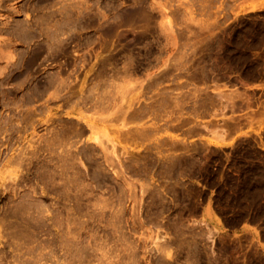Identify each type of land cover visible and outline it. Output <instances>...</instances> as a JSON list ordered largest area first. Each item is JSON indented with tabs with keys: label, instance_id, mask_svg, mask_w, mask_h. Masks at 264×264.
<instances>
[{
	"label": "rangeland",
	"instance_id": "1",
	"mask_svg": "<svg viewBox=\"0 0 264 264\" xmlns=\"http://www.w3.org/2000/svg\"><path fill=\"white\" fill-rule=\"evenodd\" d=\"M66 4L67 6L68 4L70 5L68 6L69 10L67 9ZM71 4L73 5L71 6ZM111 4L113 6L115 4L117 7H114L116 9L115 12L121 14L120 16L118 14V17L116 15L117 20L115 18V13H112L113 16L110 15L112 9H114ZM63 5L65 6L63 7ZM58 8H61L64 13L61 14L59 11L60 9ZM64 8H66L67 10H64ZM71 8L73 9V12ZM83 9L85 11V14H83L84 16L82 15V13H84ZM120 9H122V11ZM140 9L142 10V15H140L141 13L139 14L137 25H135L134 27H130L126 23H124V25L122 23L121 26L123 28L121 27L120 30H114L118 35L119 33L120 35L122 34L121 37L123 40H117V36L115 35V37L113 34L112 35L114 37L112 35H110L111 37L106 36V32L102 29L103 26H101V24H103L104 27H107L110 23L109 25H114L115 27V20L116 22H122L123 13H131L133 10L140 11ZM86 10L89 14H86ZM118 10L119 12H117ZM48 11H50V13ZM68 12L70 14L74 13V15L69 16ZM52 13L54 16L51 15ZM78 13L79 15H81L79 16ZM102 14L105 16V19L109 21H106V23L101 21L104 19V16L102 17ZM43 15H45L44 18L42 17ZM60 15H64L63 18H61ZM65 15H68L72 19L69 17L66 18ZM39 16L41 19L39 18ZM88 17H90L92 21L94 20L95 23L93 22L94 24H92L90 18L87 19ZM120 17L122 20L120 19ZM34 18L37 21H39L40 19L41 22H35L36 20H32ZM0 19V27H2L0 28V54L4 50L2 53L6 52L8 54V52H10L9 55L11 54L12 56L10 59L9 55V57H7V55L4 54V60H2V57V59L0 58V67H2L3 63L5 67H8V70L7 68L5 70L2 69L3 67L0 68L4 71L2 72L0 70L2 74L4 73L3 76H1L2 74H0V83L3 82V85L0 84V99L2 98L3 100H0V120H3L0 122H3V124L0 125V260H2V263L0 262V264H6L4 263L5 261L10 264H17L15 261L11 262L12 252H19L16 250V248L20 250L19 248L21 247H17L20 245H17L15 239L13 240L14 242L12 241V235L17 236V240L21 245L22 243H24L23 249L24 246L25 248H28L29 246L33 247L34 251L37 252V250H40L42 248V245L38 244L41 238H46V241L45 239H43V241L41 240L43 243L40 244L48 245L49 242L47 240V237L49 238L50 234L46 235V233L47 231L50 232V229H48L49 227H45L46 224H44V219L42 218L45 216H42L43 212H45L48 209L47 207H49L47 212H45L46 214H48V211L49 213H51V210H53V212L51 213L52 215L50 214L51 216L59 215L62 212L61 215L65 217L64 214H66V212L68 213L67 208L70 207L68 205L71 204V200L75 201H73L72 203L75 207L74 212L76 213L77 211L79 215H77L78 213H73L72 218V209H69V217H71V219L73 220L77 219L76 217L80 216L78 217V219H85L86 223H88L86 224L82 220L80 222H83V224H81L78 219L76 221V223L79 222L77 223V225L76 223L74 224L75 220L70 221L71 223L69 222L70 224H74H72L73 226L71 225V230L72 227L74 228L75 226V228H79L78 234L76 233V235L79 238L81 236V238L79 240L76 238V241L81 245V243L85 244V241L87 242V240L89 239V244H87L89 245L90 250H94V254H96L97 252L99 253V251H97L100 250L98 249L99 247L102 249L99 254L97 253V255H94L92 251V255H94V257L91 256L92 264L98 263L97 261L100 262L104 255H106L107 257V254L103 249L106 250L109 246L112 250L107 249L106 251H110V257L108 254L106 264L108 263V260H110V263L112 264H131L134 262L135 264H260V260L257 258L253 249V237L248 234H234L231 232V228L238 226L242 222L259 223L260 225H264V0H66V2L64 0H0ZM47 19L48 22L52 24V26L49 23L45 22L47 21ZM69 19L71 20L69 21ZM97 19H100V21H98ZM97 21L98 23H101L98 24ZM33 22L37 23V25L33 24ZM83 22L84 24L86 23V26H83ZM87 22L89 25H87ZM16 24L18 25L16 26ZM25 24H29L32 31ZM31 24L33 25V27ZM38 24L40 26L43 24L41 26L42 29H44L43 32L45 31L49 36H47L45 32L44 34L43 32H40L41 36H39V30L36 29L40 27ZM47 24H49V27ZM79 24L81 25L79 26ZM19 25H22L23 27ZM24 26L27 27V30L26 28H24ZM61 26L63 27V29ZM52 27L59 30L61 35L57 30V33L59 34L57 35V37H60V41L58 42L63 45H61L63 47L62 49L61 47H57L56 50H58V52L54 50L55 53H53L54 51H51L53 49L49 48V40L50 37H53L52 33L54 32V29ZM64 28L66 31L64 30ZM72 28H74L75 30H73L76 32L71 31ZM42 29L40 31H42ZM25 30L28 32H25ZM67 31L70 33H68ZM28 33L31 35H29ZM100 33L102 36L100 35ZM103 34L106 37H104ZM33 37L35 38L33 39ZM134 37L138 38L137 42L139 43L133 41ZM106 38L108 39V41L106 40V42H110V44H112L111 47H108L106 45L109 43L103 41ZM110 39L113 42L109 41ZM82 41L86 43L84 44ZM104 42L106 43L105 46L104 44H101ZM36 43L39 44L37 45ZM46 43L49 44L46 45ZM39 45L40 47L38 48L37 46ZM58 46H60L59 43ZM101 46H104L105 48ZM5 47L8 50L4 49ZM45 47H48L47 51ZM31 48L33 49L31 50ZM101 48H103V50ZM48 49L50 52L48 51ZM47 52L48 56L46 55ZM29 53L33 54L34 56ZM51 53L55 54L56 56L52 55ZM101 53H104L102 54L103 56L107 55L108 53H110V55L113 54L111 56L112 60L114 57L112 64L106 63L103 66L106 72L102 70L103 68L101 65V60H103L109 54L104 57H99ZM96 55H98L97 57L99 58H97ZM26 56H28L29 58ZM5 57H7L6 59H8L6 62ZM47 58L49 59V61H43ZM99 59L101 64H97ZM8 61L10 62V64L7 65L6 63H8ZM19 62L20 66L23 67V65H25L24 67L25 69L27 67L28 71L25 70L23 74L20 73L22 71L21 69L24 68L19 67ZM91 67L93 68L91 69ZM98 67L100 68V72L103 71V73H105L104 75L99 73L103 75L102 77L100 75L101 85L108 82V86H106L107 84H103L102 87L105 88V85L109 89V86H112L111 90H115L114 93H118L115 96V94L111 91L115 97H112L113 100L115 99L114 102L111 101L113 102V105L119 106L118 103H121L122 105L121 100H123V103L127 104L126 102H124L125 100L127 101L129 100L128 98H132L135 96L137 99V95H139L138 99L141 101L140 103L146 102V104H148L156 99L157 101L155 100V102H157L158 106L162 105L161 108L164 110V112L166 111L164 113L160 106L159 108L161 110H157V106L155 103V116L153 115L152 117L149 115H144L145 117L143 116L141 119L143 121L137 120V122L139 121L138 124H136L137 128H141L142 126H144L145 129L147 125H150V128L152 129V132H150V128L149 130L148 128L146 129V132H150L148 134L146 132H143L144 135L146 134V136L149 134L152 135H150L149 137L141 135V137H143L141 138L142 141L141 139L138 140V135H140V133L136 136L138 138L136 140L142 142H138V144L141 145L137 146L135 142V147L134 141L136 140H130L131 137L129 138L130 135H128L130 132L125 135H128L126 136V138L128 137L130 142H133L134 147L133 144L128 142V138L122 140L123 136L125 135H122L121 133H123V131L119 132L117 128L119 129L120 127L121 129L120 125L122 124L123 120L127 118H125L123 115L121 117V113L118 114V112L120 111L118 110L117 112V109V113H113L115 112V109H111L112 104H110V111H106L109 106L107 108H101V105L98 104L97 106L100 107L98 109L96 105L94 106V104L96 103L95 100L93 101V97L87 98L86 100L92 103L94 102V104L84 100V104H81L83 103L82 101L81 103L79 102V107L77 99V103H75V105V100H73L75 98L72 97L71 98L73 101L70 98V102L69 100L68 102H65L64 98L61 96V93V98L60 96H58L57 98L53 97L55 99H51V95L46 96L48 92L51 93V90L52 93L54 92L58 84H56V81L60 80V77L58 75H60L61 78L64 77L65 79H69L65 80V83L68 82L66 84L76 81L77 86H75V88L74 86L69 84L74 89H76V87L79 88L81 84H88L89 86L87 88L85 87L87 85H84V87L86 88L84 89V91H86L93 85L92 81H96V77H94L95 79L93 80L92 78L94 74L96 75V73L99 72ZM32 69H34V71ZM113 69H115V75L116 72L119 71L118 74L120 75L117 74L119 77H121V75L123 74V77H121V79H126L129 83L130 79L128 80V78H131L130 83H134V85L132 83H129L131 85L129 86L127 84V81L124 80L126 84L123 85H128L130 88L125 89L126 91L128 89L130 90H128L129 93L125 92L126 95L124 94L125 97L128 96V98H116L117 96L118 98L121 97L122 93H120V90V92H117L118 89L114 88L115 83L116 87H118L117 84H119L120 82L122 84L123 81L119 80L120 82L118 83L116 76H113V78L111 77L113 81H115V83H113L112 79L110 78V76H112V73L114 74ZM59 70L61 73H58ZM88 70L91 71L89 72ZM18 71H20L19 74H17ZM29 71H31L30 74ZM12 74L15 75L16 79ZM24 74L25 77L26 75H30L29 78L26 77L27 80L24 79L25 77L23 76L20 78V76ZM161 74L163 76L168 75L169 77H163ZM17 76H19L18 78H20L21 81L20 79H17ZM54 76L56 79L59 77L57 80H55V83L54 81H52ZM152 76L156 77V79L162 78L163 81H159L158 79V83L152 84L153 87L151 89L152 85L149 86L148 84H150L151 81L157 82V80H154ZM8 77H10V80L11 78L13 80H11L10 82L7 81L9 80ZM30 77L40 79L37 80L40 86L38 85L39 88H36V94H34V96L37 97L36 100L38 99L37 101L34 100V97L31 101L29 99V90H27L28 87L26 88V86L29 85L28 81L29 79H31ZM108 77L111 79L110 83ZM149 77H152L153 79H150ZM48 79H50L52 82H50V80ZM105 79L107 80V82H105ZM135 79H138V81ZM47 80L49 85L47 84ZM61 80H63V78ZM147 80H149V82ZM22 81L24 86L21 84ZM40 81H42V83L46 82L48 86L46 84H44L43 86L48 87L47 89L45 88L47 91L44 90L43 86H41L42 84H40ZM112 83L114 84V87ZM144 83L145 86L148 85L147 87L151 89V93L149 92V89L147 87H144ZM16 84L18 85V88H16ZM54 84L55 87L52 88ZM73 84H75V82ZM154 85H156L157 87ZM158 86L160 87L158 88ZM14 87L16 90L14 89ZM102 87L100 89H102ZM139 87H141L142 90L145 89L144 91L148 92L143 93L144 91L142 92V90H139L141 89ZM163 87H165L164 89L169 91L171 98L173 97L171 101V98L169 99L168 97L166 98L167 100L165 98L162 99L166 94H168L166 90L164 91ZM11 88L13 89V91H11ZM1 89L6 90V93L2 92ZM119 89H122V87H120ZM160 89L164 91V96L162 95L163 92H161ZM17 90H19L21 94ZM122 91L124 92V90ZM135 91L138 93H133ZM154 92L155 94L157 93L155 96L156 98L153 97L152 99H150V97L154 96ZM3 93L5 95H2ZM22 94H24V97L22 96ZM127 94H131V97H129V95ZM145 94H148L147 99L145 97ZM159 95L161 97L163 96L161 98L162 101H160V99H157ZM6 96H8V98L10 97L8 101ZM20 96L21 100H26V103L29 106L26 103L24 105V107L26 108L17 105V103H23V101L21 102L19 99ZM4 97L7 103H4L2 105L3 102H6L4 100ZM22 97L24 99H22ZM48 98L51 100L45 101ZM116 100H118V103H116ZM163 100L170 103H167ZM10 101L12 102L13 106L16 105V107L18 106L20 109H17L16 107L13 108L12 105H9L11 103ZM32 101L33 103H31L30 105V102ZM85 101L88 104H91L93 106H91L93 109L90 107V105V109H88V106H86L87 103ZM158 101L160 102V104ZM72 102L74 109L77 108L75 109L76 112H80V109H83L81 111L84 112V115L90 116L94 119H98L99 121L101 119L99 116L101 115H99V112H96L94 109L97 108V111L101 110L100 114H102V119L105 117L104 120L106 121L104 122L101 119V121L103 122L102 123L101 121L99 122L96 120L97 123L95 125L93 135H100V131L104 132L102 131V129L105 130L107 128L106 130H109L110 134L107 131L108 134L106 135L109 136H104V133L101 134L103 135L102 137H104L103 140H106V145L104 146L105 149L107 148L106 146H108L109 144L110 145L108 146V149H106L107 151H109L107 152L106 150H104L103 146L99 144L97 146L98 142L94 144V141L89 139L92 133L87 127L86 130H88L85 131V133L81 135L80 138L78 136H76V138H71V144H69L70 142H68V149L64 150L66 151L65 154L68 157L70 152L74 150V154L78 153L79 156L86 153L88 155V158L86 157L87 155H83L84 157L82 155L79 156L81 158H78L77 154L72 155L76 156L74 167L71 168L67 166V168H71L72 170H67L65 168L66 171H64L66 175H64V171H61L64 168H61V170H59V167H61L60 165H62V167H66L65 165H68V163L70 164L74 158L70 160L71 158L67 159L64 153V155L60 154V150L62 148L58 149V147L63 146V142L65 141H63V139L61 138H65V136L61 135L60 138L61 133L57 134L58 137L54 133L55 131L62 129L61 120H66V118L68 119L69 116L76 115L75 112V114L71 115H67L64 112L65 109H68L70 107ZM144 103L140 105H146ZM6 104L9 105L11 109ZM163 104L166 106L164 107ZM168 104H170V106ZM176 105H179V107H177ZM77 106L79 107V109ZM81 106H86V109L84 110L85 107L83 108ZM124 107H122L121 109H124ZM12 108L16 109L13 110ZM27 108L28 110H30L31 108V110L29 111V115L30 118H33V121H31V119L29 118L30 123H27L29 122V119H26L27 122L25 120V122H23L24 118L22 119L23 115H21L24 112L26 113L25 109ZM17 110H19V112L22 111L21 114L19 113V116ZM32 110L35 112L34 115L31 114L34 113ZM111 110L113 112L108 113L111 112ZM93 111L98 114V118H96L95 114H93L94 117L92 114L88 115V112L90 114ZM158 111L160 113V116L158 115ZM155 112H157V114ZM8 114L11 118H8ZM109 114H111L112 116L113 114H115L116 116L118 114L116 120H118V118H121L120 123L115 120L114 116L113 119L111 116H109ZM12 115L16 118H13ZM157 115L159 116L158 118ZM161 115L163 116L161 117ZM17 117L20 118H18L19 120L16 121ZM111 118L114 121L118 122L120 125L111 120ZM147 118L151 122L147 121ZM74 119L76 118L74 117ZM128 119L127 121L125 120L126 122H129L127 123V125H134V123H132L131 120L128 121ZM10 121H13L15 124ZM19 121L23 123H20ZM59 121L61 123L57 124L58 126L60 124V129L55 130L58 127L53 126L55 129L53 128L52 131H55L52 132V126L50 127V125H57L56 122ZM6 122L13 125H8V123ZM80 122L84 123L82 121ZM16 123L18 125H16ZM4 124L6 127L3 126ZM21 124H23L24 126H21ZM108 124L109 127H106V125ZM14 125L15 128L13 127ZM127 125L124 126L125 128L122 127L125 130V133L126 129L128 128ZM10 127L11 130H9ZM16 127H20L21 129L17 128L16 130ZM5 128L7 131L4 130ZM48 128L53 133L52 135L54 137H57L55 139H58V144L60 140L63 141V144L60 143V146L58 145V147L56 146V143L54 147L55 149H48L49 151L45 149L50 154L52 153L51 151H53L55 155L54 153L50 155L46 151H42L43 146L41 144H37H43V142L45 141L44 138L46 139V141L50 139L49 136H47V130H49ZM113 128L115 129L113 130ZM140 131L142 132L143 129H140L139 132ZM10 132H12V135L10 134ZM114 132H117V134ZM87 134L88 141H86L89 142V146H87V142L85 143V136H87ZM111 134H113V136H111ZM52 135L50 134V136ZM121 136L122 139L120 138ZM41 138L44 141H41ZM51 139L54 138L51 137ZM144 139L146 141H144ZM65 140L67 141L68 139L66 138ZM107 140L109 142H107ZM75 141L77 143H75ZM81 143H85L84 145H86L90 151L86 150V152H84V148H86V146H82ZM90 143L93 144V148L91 147ZM107 143L109 144L107 145ZM129 144L131 145L129 146ZM69 145L71 147L78 145L77 147L82 148L81 150H78L75 147L71 148ZM33 146L36 147V149L33 148ZM40 146H42V149L40 148ZM99 146L103 147L102 150L104 152ZM109 147H113L111 148V151L109 150ZM90 148L94 149L95 153H91ZM58 150L59 152H57ZM78 151L81 154H79ZM56 152L61 156H65V160L68 163L63 161L64 157L59 156L63 159H61V161L65 163L60 162V158L57 159L58 157H55L57 156ZM150 153H152V155ZM93 154L95 155L93 156ZM134 154L136 156H134ZM148 154L152 157L149 156V158ZM48 155L53 158L50 157V159ZM131 155L133 158L131 157ZM31 156H33L32 159ZM91 156L94 158L92 159ZM139 156L140 159H143H138L139 162H137L136 160L137 158H139ZM47 157L49 158V161L52 160V162H47ZM55 158L57 159V161L53 160ZM129 158L131 160L135 158V160L131 161ZM108 159H110V161ZM44 160L47 163L44 162ZM67 160H70L71 162ZM53 161H55V163ZM57 162L60 165H58ZM52 164H56L57 166H53ZM75 165L77 167L79 166L78 169ZM128 166L130 167V169ZM54 167H56V170ZM75 169L76 171H74ZM56 171L60 173H57ZM76 172H79V174ZM52 173L53 175L51 176ZM66 176L68 178L74 177L72 178L74 181H72V179L70 178L68 179ZM64 187L70 190L68 191L66 189L65 191ZM65 196L69 198V201L67 200V198H65ZM67 201L69 202L68 205ZM17 202L18 204L19 202H22L23 205L25 203V207L30 203V206L28 205L29 207H27L31 208L32 205L33 207L31 209H34V212H32L31 209L27 208V210L25 207H23V205L22 207L21 205H19L21 208H25L24 210L27 214L25 212L24 214L22 209L20 210V212H17L16 210V213H19L17 214L18 220L22 219L23 215L27 217L32 213V215L36 216L35 219H37V215L39 214V212V216L41 217H38L37 220H40L41 218L43 220L37 223L38 221L35 222L36 220H33L34 216H32V218L31 216L28 218L23 216V220L30 218L33 221H30V219V222L28 220L22 221L20 224H17V226H14L13 228L12 225H16V222L13 221L16 219L13 216L14 214L12 215L8 213H12L14 205L18 206L16 205ZM34 203L36 204V206H34ZM74 203L77 204V206L74 205ZM44 207L45 211L43 209ZM78 208L80 209V212ZM208 208L210 209L209 212L207 210ZM29 210L32 213L29 212ZM37 210L40 211L37 212ZM21 211L23 214L21 213ZM27 211L31 214H29ZM36 212L38 214H36ZM89 214H91L90 216L92 218L88 216ZM7 215L12 216H9V219L12 218V220L7 219ZM81 215H83V218ZM55 216L53 218L55 220L58 219L57 216ZM61 217L62 216L59 215V218ZM65 218L61 219L65 220ZM87 218L89 219L87 220ZM211 218L216 219L217 221H219V223H221L222 221L226 228L221 230L217 229L215 227L214 220H212ZM61 219H58V222ZM5 220L6 222L8 220L9 223L10 221H12L11 223L13 224L11 225L9 223H6ZM66 221H69V219L65 220V224L67 223ZM27 222L30 225H28V230L25 228L27 230L25 232V229H23V227L25 226H23V224L26 225ZM5 223L8 226H6ZM33 223H35V226H32ZM40 223H42L44 226ZM63 224L64 223H62V225ZM65 224L63 226L61 225L63 229L66 228ZM10 226L12 227L10 228ZM37 226L40 228H37ZM41 227L45 229L46 232L44 230H41L42 232L40 231V233L37 232L38 230L42 229ZM75 228L72 231H74ZM76 230L75 232H77ZM19 231V235L22 232L23 236L28 231H31L32 233L36 232L35 235L37 238H35V236L33 235L34 233L32 234V236L35 238L34 240H36V243L34 241L33 243L25 240V237L21 238L22 234L20 235L21 237H19V235L16 234ZM84 231H86V233H84ZM39 235L41 236L40 239H38L40 237ZM99 235L103 239L105 238V241L107 243H104V240L101 237L98 238ZM93 238H95V240ZM97 240L99 243L97 242ZM9 241H12L11 243H13V246L17 245L16 248L12 249L13 246H10L12 244L9 245ZM93 241H95L96 243ZM101 242L104 243L103 245L107 247L104 246V248H102L103 245ZM97 243L102 246H98ZM37 244L41 248H39V246L38 248H35ZM96 244L98 247L94 246L95 248L92 249V245ZM160 246L163 247L161 248ZM47 249L43 250V254L46 257ZM22 250H20V252H22ZM95 250L97 252H95ZM102 251L105 254L101 253ZM130 251H133V255L129 253ZM20 252L18 254H21ZM5 253L6 256L8 253L7 257L10 261H7L8 259L6 258V256H4ZM117 253H119L120 255H118ZM100 254L103 255L101 256ZM130 254L132 255L133 259L136 258V261H133L132 258H130ZM26 255L27 254H25V256ZM99 257L102 258H100L99 260ZM128 257L130 260L128 259ZM41 258L42 260L40 262L43 261V264H53V262H49L52 260L48 261V259L46 258V262V259H44L45 257ZM112 259L115 262H112ZM105 260L106 258L104 259V261ZM102 261L98 264L105 263ZM126 261H129V263H127Z\"/></svg>",
	"mask_w": 264,
	"mask_h": 264
},
{
	"label": "bare ground",
	"instance_id": "2",
	"mask_svg": "<svg viewBox=\"0 0 264 264\" xmlns=\"http://www.w3.org/2000/svg\"><path fill=\"white\" fill-rule=\"evenodd\" d=\"M64 1L66 2V0H64ZM2 2H3V1H2ZM134 2H135V1H134ZM49 4H50V3H49ZM112 4H113V3H112ZM112 4H111V5H112ZM72 5H73V4H71V6H72ZM107 5H108V4H107ZM109 5H110V4H109ZM60 6H61V5H60ZM64 6H65V5H63V7H64ZM66 6H67V4H66ZM68 6H70V5L68 4ZM68 6H67V9H68ZM87 6H88V5H87ZM141 6H142V4H141ZM37 7H38V6H37ZM74 7H75V4H74ZM74 7H73V8H74ZM77 7H80V6H77ZM85 7H86V5H85ZM107 7H108V6H107ZM109 7H110V6H109ZM112 7H113V8H114V7L117 8L115 4H114V6L112 5ZM45 8H46V6H45ZM48 8H49V7H48ZM50 8H52V7H50ZM110 8H111V7H110ZM115 8L112 9V12L110 13V15L113 16L112 13H115V18H116V15H117V17H118V14H119V13H116V12H115V11H116ZM137 8H138V7H137ZM142 8H143V7H142ZM21 9H22V8H21ZM38 9H39V8H38ZM58 9H60L59 11H60L61 14L64 13V11H63L61 8H58ZM65 9H66V8H64V10H65ZM67 9H66V10H67ZM80 9H81V8H80ZM46 10H48V9H46ZM51 10H52V9H51ZM61 10H62L63 12H62ZM68 10H69V9H68ZM71 10H72V12H73V9H72V8H71ZM89 10H90V9H89ZM113 10H114V12H113ZM120 10L122 11V9H120ZM136 10H137V9H136ZM143 10H144V9H143ZM56 11H57V10H56ZM56 11H55V12H56ZM59 11H58V13H59ZM76 11H77V10H76ZM110 11H111V10H110ZM110 11H109V12H110ZM141 11H142L141 9H140V11H134V10H133L131 13H130V12H126V11H124V12H126V13H123V20H122L121 17H120V19L122 20V22H121V21H120V22H119V21L116 22L117 18H116V20H115V22H114V23H116V24H115V27H116V28L114 27V25H109L110 23L108 24L107 27H104V25L101 24V26L104 27V28L102 27V29L106 32V36L109 37L110 35L113 34L114 36H115V35L117 36V40H120V39L123 40L122 37H121L122 34L120 35V33L118 32V33H119V35H118L117 32H115V31H116L115 29L120 30V28L122 27V26H121L122 23H123V25H124V23H126V24H127L128 26H130V27H134L135 25H137V24H138L137 21L139 20V14L141 13ZM16 12H17V11H16ZM20 12H21V11H20ZM20 12H19V13H20ZM48 12L50 13V11H48ZM53 12H54V11H53ZM65 12H66V11H65ZM79 12H80V11H79ZM83 12H84V13H82V15L85 14L84 9H83ZM117 12H119V10H118ZM41 13H42V12H41ZM34 14H35V13H34ZM54 14H56V13H54ZM65 14H66V13H65ZM68 14H69V16H73V15H74V13H73V14H70L69 12H68ZM76 14H77V13H76ZM86 14H89V13H87V10H86ZM40 15H41V14H40ZM51 15H53V13H52ZM51 15H50V16H51ZM57 15H58V14H57ZM78 15H79V13H78ZM80 15H81V14H80ZM80 15H79V16H80ZM105 15H106V14H105ZM120 15H121V14H119V16H120ZM140 15H142V13H141ZM35 16H36V15H35ZM35 16H33V17H35ZM37 16H38V15H37ZM53 16H54V15H53ZM60 16H61V15H60ZM63 16H64V15H62L61 18H63ZM65 16H66V15H65ZM69 16L67 15L66 18H68ZM83 16H84V15H83ZM88 16H90V15H88ZM92 16H93V15H92ZM103 16H104V15L102 14V17H103ZM42 17L44 18L45 15H43ZM77 17H78V16H77ZM81 17H82V16H81ZM39 18H40V16H39ZM43 18H42V19H43ZM69 18H71V17H69ZM89 18H90V17H88L87 19H89ZM103 18L105 19V16H104ZM107 18H108V17H107ZM112 18H113V17H112ZM40 19H41V18H40ZM40 19H39V21H40ZM71 19H72V18H71ZM71 19H69V21H70ZM85 19H86V16H85ZM85 19H84V20H85ZM100 19H101V18H100ZM100 19H97V20L100 21ZM104 19L101 20V21H103L104 23H106V21H109V20H107V19H105V20H104ZM120 19H118V20H120ZM0 20H1V19H0ZM22 20H23V19H22ZM30 20H31V19H30ZM32 20H36V19L34 18V19H32ZM73 20H74V19H73ZM73 20H72V22H73ZM90 20L92 21L91 18H90ZM28 21H29V20H28ZM39 21L36 20L35 22L39 23ZM42 21H43V20H42ZM44 21H45V20H44ZM79 21H80V20H79ZM85 21H86V20H85ZM98 21H97V23H98ZM4 22H5V21H4ZM4 22H3V23H4ZM20 22H21V21H20ZM23 22H24V21H23ZM35 22H33V24H36V25H37V23H35ZM40 22H41V21H40ZM45 22H46V23H49V24L52 26V24H51L50 22H48V19H47V21H45ZM72 22H71V23H72ZM88 22H89V21H88ZM88 22H87V25H89ZM93 22H94V20H93L91 23L94 24L95 22H94V23H93ZM103 22H102V23H103ZM141 22H142V21H141ZM0 23H1V22H0ZM18 23H19V22H18ZM25 23H26V22H25ZM43 23H44V22H43ZM53 23H54V22H53ZM55 23H56V22H55ZM81 23H82V22H81ZM89 23H90V22H89ZM91 23H90V24H91ZM97 23H96V24H97ZM100 23H101V22H100ZM100 23H98V24H100ZM139 23H140V21H139ZM143 23H144V22H143ZM44 24H45V23H44ZM49 24H47L48 27H49ZM58 24H59V23H58ZM85 24H86V23H85ZM85 24H84V22H83V26H84ZM126 24H125V25H126ZM17 25H18V24H16V26H17ZM25 25H26V24H25ZM28 25H29V24H28ZM28 25H26V26H27L28 28L31 29V26L29 25V26H30V27H29ZM31 25H32V24H31ZM36 25H35V28H36ZM38 25H39V24H38ZM42 25H43V24H42ZM42 25H41V26H42ZM45 25H46V24H45ZM76 25H77V23H76ZM80 25H81V24H79V26H80ZM19 26H22V25H19ZM26 26H24V28H26V30H27V27H26ZM39 26H40V25H39ZM41 26H40L39 28L42 29ZM55 26H56V24H55ZM55 26H53V27H55ZM85 26H86V25H85ZM94 26H95V25H94ZM94 26H93V27H94ZM98 26H99V25H98ZM105 26H106V25H105ZM10 27H11V26H10ZM22 27H23V26H22ZM32 27H33V25H32ZM37 27H38V26H37ZM44 27H45V26H44ZM46 27H47V26H46ZM48 27H47V28H48ZM53 27H52V28H53ZM61 27H62V26H61ZM72 27H73V26H72ZM118 27H119V29H118ZM136 27H137V26H136ZM141 27H142V26H141ZM0 28H2V27H0ZM20 28H21V27H20ZM35 28H34V30H35ZM39 28H36V29L39 30V31H38V30H37V31H38L39 34H40V32H43L44 29H42V31H40L41 29H39ZM68 28H69V27H68ZM74 28H75V27H74ZM74 28H72L71 31H74V30H75ZM122 28H123V27H122ZM6 29H7V28H6ZM48 29H49V28H48ZM53 29H54V28H53ZM62 29H63V27H62ZM73 29H74V30H73ZM131 29H132V28H131ZM20 30H21V29H20ZM26 30H25V32H28V31H26ZM28 30H29V29H28ZM57 30H58L57 28L54 29V30H53L54 32L52 33L53 37H50V40L48 39V40L50 41V44H49V43H46V45H47V44L50 45L49 48L53 49V50L50 49L51 51L56 50L57 47H61V49L63 48V47H62L63 45H62L60 42H58V41H60V40H59L60 37L58 38L57 35H59L60 32H59V30H58V33H59V34H58V33H57ZM64 30H65V28H64ZM64 30H63V31H64ZM81 30H82V29H81ZM114 30H115V31H114ZM7 31H8V30H7ZM22 31H23V29H22ZM22 31H21V32H22ZM31 31H32V29H31ZM31 31H29V32H31ZM50 31H51V29H50ZM63 31H62V32H63ZM65 31H66V30H65ZM65 31H64V32H65ZM68 31H69V30H68ZM68 31H67V32H68ZM100 31H101V30H100ZM18 32H19V31H18ZM25 32H24V33H25ZM33 32H34V31H33ZM44 32H45V31H44ZM44 32H43V34H44ZM67 32H66V33H67ZM74 32H76V31H74ZM114 32H115V33H114ZM121 32H122V31H121ZM15 33H16V32H15ZM45 33H46V32H45ZM68 33H70V32H68ZM101 33H103V32H101ZM101 33H100V35H101ZM28 34H29V33H28ZM36 34H37V32H36ZM39 34H38V35H39ZM43 34H42V35H43ZM47 34H48V33H46V35H47ZM50 34H51V33H50ZM63 34H64V33H63ZM71 34H72V33H71ZM75 34H76V33H75ZM19 35H20V34H19ZM19 35H18V36H19ZM21 35H22V33H21ZM29 35H31V34H29ZM33 35H34V34H33ZM46 35H44V36H46ZM60 35H61V34H60ZM103 35H104V34H103ZM113 35H112V36H113ZM18 36H17V37H18ZM39 36H41V34H40ZM47 36H49V35H47ZM101 36H102V35H101ZM106 36L104 35V37H106ZM114 36H113V37H114ZM116 36H115V37H116ZM118 36H119V37H118ZM123 36H124V35H123ZM25 37H26V36H25ZM29 37H30V36H29ZM62 37H63V36H62ZM72 37H73V36H72ZM110 37H111V36H110ZM113 37H112V39H113ZM26 38H27V37H26ZM34 38H35V37H33V39H34ZM24 39H25V38H24ZM137 39H138L137 37H134V38H133V41H136V43H139V42H137ZM36 40H37V39H36ZM61 40H62V39H61ZM63 40H64V39H63ZM87 40H88V39H87ZM106 40L108 41L107 38L104 39L103 41L106 42ZM26 41H28V40H26ZM29 41H30V40H29ZM66 41H67V40H66ZM66 41H65V42H66ZM76 41H77V40H76ZM109 41L113 42L111 39H110ZM114 41H115V40H114ZM131 41H132V40H131ZM45 42H46V41H45ZM82 42H83V41H82ZM105 42H104V43H101V44H102V45L104 44V46H105L106 43H109V44H110V42H106V43H105ZM126 42H127V41H126ZM27 43H28V42H27ZM58 43L60 44V46H58ZM83 43L85 44L86 42H83ZM83 43H82V44H83ZM128 43H129V42H128ZM128 43H127V44H128ZM14 44H15V43H14ZM36 44H37V43H36ZM38 44H39V43H38ZM38 44H37V45H38ZM89 44H90V43H89ZM101 44H100V45H101ZM109 44H106V45H107L108 47H111L112 44H110V46H109ZM8 45H9V44H8ZM61 45H62V46H61ZM132 45H133V44H132ZM10 46H11V45H10ZM28 46H29V44H28ZM104 46H101V47H104ZM37 47L39 48L40 45L37 46ZM37 47H35V48H37ZM45 48H46V51H47V48H48V47H45ZM104 48H105V47H104ZM4 49H7V48L5 47ZM32 49H33V48H31V50H32ZM101 49L103 50V48H101ZM7 50H8V49H7ZM11 50H12V49H11ZM3 51H4V50H3ZM3 51H2V52H3ZM33 51H34V50H33ZM48 51H49V49H48ZM56 51L58 52V50H56ZM62 51H63V50H62ZM2 52H1L2 55L0 54V58H1V57L3 58V59L1 58L2 60H4V57H3V56H5V55H7V57L10 56V59H11L12 56H11V54L9 55L10 52L7 51L8 54H7L6 52H5V53H2ZM11 52H12V51H11ZM49 52H50V51H49ZM57 52H56V53H57ZM60 52H61V51H60ZM60 52H59V53H60ZM99 52H100V51H99ZM21 53H22V52H21ZM25 53H26V52H25ZM31 53H32V52H31ZM31 53H29V54H31ZM53 53H55V51H54ZM63 53H64V52H63ZM4 54H5V55H4ZM26 54H27V53H26ZM51 54H52V53H51ZM102 54H104V53H101V54L99 55V57H100V56L104 57V56H107L108 54H109V55H108L109 57L107 56V57H105L103 60H101V61H102V64H101V62H100V59H99L98 63H97V62H96V63H97V64H101V65H102V68H103L102 70L105 71V68H104L103 66H104L106 63H107V64H108V63H109V64H110V63L112 64V61L114 60V57H113V60H112L111 56H112L113 54L110 55V53H108L107 55H104V56H103ZM8 55H9V56H8ZM12 55H13V53H12ZM24 55H25V54H24ZM31 55H33V54H31ZM46 55L48 56V52L46 53ZM52 55H55V54H52ZM33 56H34V55H33ZM55 56H56V55H55ZM97 56H98V55H96V57H97ZM7 57H5V62L8 60V59H6ZM23 57H25V56H23ZM26 57H28V56H26ZM50 57H51V56H50ZM99 57H97V58H99ZM28 58H29V57H28ZM32 58H33V57H32ZM10 59H9V61H10ZM33 59H34V58H33ZM42 59H43V58H42ZM44 59H45V58H44ZM24 60H25V58H24ZM40 60H41V58H40ZM9 61H8V63H6L7 65L10 64ZM19 61H20V60H19ZM28 61H30V60H28ZM43 61H49V59L47 58L46 60H43ZM43 61H41V62H43ZM3 62H4V61H3ZM11 62H12V61H11ZM15 62H16V61H15ZM23 62H24V61H23ZM41 62H40V63H41ZM99 62H100V63H99ZM24 63H25V62H24ZM96 63H95V64H96ZM12 64H15V63H12ZM28 64H30V63H28ZM101 65H100V66H101ZM0 66H1V65H0ZM9 66H10V65H9ZM24 66H25V65H23V67L20 66V62H19V67H22V68H24V69H21L23 72L19 69L21 72L18 71L17 74H19V72L23 74L25 70L28 71L27 67H26V69H25ZM27 66H28V65H27ZM93 66H94V65H93ZM100 66H99V67H100ZM107 66H108V65H107ZM107 66H105V67H107ZM2 67H3V68H2ZM2 67H0V68H2L3 70H5V69L7 68V70H8V67H5L4 63L2 64ZM95 67H96V66H95ZM99 67H98V68H99ZM16 68H17V67H16ZM92 68H93V67H91V69H92ZM100 68H101V67H100ZM100 68L98 69L99 72L96 73V75L94 74V75H93V78H92V80H93V79H95L94 77H96V78H97V79H96L97 82H96L95 80H93V81L91 80V81L93 82V85H92L91 87H89L86 91H84V89H86L89 85L86 84L85 82H83V83H85V84L87 85V86H85L86 88L84 87L85 84L83 85V84L80 83L81 86H80L79 88L76 87V89H74L75 86H77L76 81H73V83L75 82V84H76V85H75V84H73V83L71 82V80H70L71 83H69V84H71L72 86H74V88H73L71 85L66 84V83H68V82L65 83V80H69L68 78L65 79L64 77H62L63 80H61V79H62L61 76L58 75V74L56 73V74L60 77V80H59V81L57 80V79L59 78L58 76H57V77H58L57 79H56L55 76H54V78H53L54 80L52 79V81H54V83H55V80H57L58 82L56 81V84H57V83H58V84H57V86H56V88H55V90H54L53 93H52V90H51V91H50L51 93L48 92L49 94L47 93V95H46V94H45V95H46V96H48V95L50 96V95H51V96H50V97H52L51 99H55V98H57L58 96H60V93H61V96L64 98L65 102H68V100H69V102H70V98L72 97V98H75V99H73V100H75L74 105H75V103L78 102V106H79V102L81 103V101H82L83 103H81V104H84V100H86L87 98H92V97H93L92 99H93V101L95 100V103H96V104H94V102L92 103V102H90V101H88V100H86V101H88L89 103L94 104V106L96 105V107H98V109H99L100 107H101V108H102V107H103V108H107V107L109 106V107L107 108L108 110L106 109V111H110V110H109V109H110V104H112V103L114 102V100H115V99L113 100L112 97H114V94H115V96H116V94H118V93H114L115 90H114V91L111 90V87H112V86H109V87H110V88H109V89H110V92H109V89L106 87V86H108V84H107L108 82H107L106 79H105V80H106L105 82H107V83H103V84H105V85L107 84V85H106V86L104 85L105 88L102 87L103 84L101 85L100 80H101V77H102L105 73H103V71L100 72ZM2 69H0V70H1L2 72H4ZM10 69H11V68H10ZM164 69H166V68H164ZM164 69H163V71H164ZM7 70H6V71H7ZM30 70H31V69H30ZM32 70L34 71V69H32ZM120 70H121V69H120ZM1 71H0V74H2ZM6 71H5V73H6ZM33 71H32V73H33ZM56 71H57V70H56ZM88 71L90 72L91 70H88ZM93 71H94V70H93ZM126 71H127V70H126ZM163 71H162V72H163ZM10 72H11V71H10ZM12 72H13V70H12ZM54 72H55V71H54ZM105 72H106V71H105ZM113 72H114V74L112 73V76H110V78H111V77L113 78V76H116V79H117L118 83L120 82L119 80L123 81L122 84H121V82H120L119 84H117L118 87H116V83H115V81H113V79L111 78L112 81H113V83H115V87H114V84L112 83L113 87H114L115 89H118L117 92L120 90L121 92H120V91H119V92L122 93V96H124V97L121 96V97H119V98H118V96H117L116 98H117V99H125V98H128V96L125 97V95H126L125 92H128V90L130 89L129 86H131L130 84L132 83V82L130 83L131 78H128V80L130 79V80H129V83H130V84H129L128 81H127L126 79H123V78H122L123 80L121 79V77H123V76H122L123 74L121 75V77H119V76H118V75H120V74H118L119 71L116 72V75H115V69H113ZM26 73H27V72H26ZM26 73H25V74H26ZM30 73H31V71H29V74H30ZM58 73H61L60 70H59ZM94 73H95V72H94ZM99 73H101V74H103V75H101V74H99ZM121 73H122V72H121ZM163 73H164V72H163ZM3 74H4V73H3ZM3 74H2L1 76H3ZM9 74H10V73H9ZM14 74H15V73H14ZM14 74H12V75H14ZM25 74H24V75H21L20 78H21L22 76L25 77ZM56 74H55V75H56ZM117 74H118V75H117ZM125 74H126V73H125ZM125 74H124V75H125ZM166 74H167V73H166ZM10 75H11V74H10ZM89 75H90V74H89ZM100 75H101V77H100ZM154 75H156V74H154ZM157 75H158V74H157ZM161 75H162V74H161ZM161 75H160V76H161ZM1 76H0V77H1ZM8 76H9V75H8ZM29 76H30V75H29ZM29 76L26 75V77H28V78H29ZM32 76H33V75H32ZM37 76H39V75H37ZM117 76H118V77H117ZM162 76H163V75H162ZM167 76H168V75H167ZM167 76H163V77H167ZM18 77H19V76H17V79H20V78H18ZM26 77H25L24 79L27 80ZM47 77H48V76H47ZM47 77H46V78H47ZM89 77H90V76H89ZM105 77H106V76H105ZM105 77H104V78H105ZM152 77H153V76H152ZM152 77H149V78L151 79ZM158 77H159V76H158ZM168 77H169V76H168ZM9 78H10V77H8V79H9ZM14 78L16 79L15 75H14ZM30 78H31V79H29V81H28V82H29V85L27 84L28 86H26V88L28 87L27 90H29V91H28V93H29V95H30V96H29V99H30V101H31L33 97H34V100H36L37 97L34 96V94H36V93H35V90H36V88H39L40 85H39V83H38V81H37V80L39 79L38 77H37L38 79H36L35 77H30ZM41 78H42V77H41ZM49 78H50V77H49ZM99 78H100V79H99ZM108 78H109V77H108ZM108 78H107V79H108ZM110 78H109V80H110L109 83L111 82V79H110ZM118 78H120V79H118ZM149 78H148V79H149ZM153 78H154V80H157V82H153V81H151V80L149 79V80L152 82V83L150 82V84H148L149 86H151L152 84H156V83H158V79H159V78H157V79H156V77H153ZM153 78H152V79H153ZM2 79H3V78H2ZM5 79H6V78H5ZM5 79H4V80H5ZM44 79H45V78H44ZM44 79H43V80H44ZM98 79H99V80H98ZM116 79H114V80H116ZM6 80H7V79H6ZM11 80H13V79L11 78ZM11 80L9 79V80H7V81L10 82ZM39 80H40V79H39ZM43 80H42V81H43ZM48 80H50V79H48ZM48 80H47V84L49 85ZM81 80H82V79H81ZM83 80H84V79H83ZM86 80H87V79H86ZM102 80H103V78H102ZM124 80L127 81V84H128L129 86H128V85H127V86L123 85V84H126V83L124 82ZM135 80L138 81V79H135ZM135 80H134V82H135ZM149 80H147V81L149 82ZM160 80H162V78H160L159 81H160ZM2 81H3V80H2ZM18 81H19V80H18ZM20 81H21V79H20ZM42 81H40V82H41L40 84H42L41 86H43L44 84H46V82H45V83H42ZM52 81L50 80V82H52ZM94 81H95V82H94ZM117 81H116V82H117ZM139 81H140V80H139ZM162 81H163V80H162ZM162 81H161V82H162ZM4 82H5V81H4ZM92 82H91V84H92ZM101 82H102V81H101ZM148 82H146V83H148ZM18 83H20V82H18ZM26 83H27V82H26ZM140 83H141V82H140ZM0 84L3 85V82H1ZM21 84L23 85V81L21 82ZM47 84H46V85H47ZM89 84H90V82H89ZM120 84H121V85H120ZM132 84L134 85V83H132ZM138 84H139V83H138ZM138 84H136V85H138ZM159 84H161V83H159ZM159 84H157V85H159ZM16 85H17V84H16ZM22 85H21V86H22ZM38 85H39V86H38ZM46 85H45V86H46ZM48 85H47V86H48ZM51 85H52V83H51ZM110 85H111V84H110ZM136 85H135V86H136ZM142 85H143V83H142ZM148 85L145 86V83H144V87H147ZM14 86H15V85H14ZM23 86H24V85H23ZM124 86H125V87H124ZM154 86H156V85H154ZM160 86H161V85H160ZM160 86H158V88H159ZM43 87H44V86H43ZM53 87H55V84L52 86V88H53ZM101 87H102V89H100ZM120 87H122V89H119ZM123 87H124V89H123ZM144 87H143V88H144ZM152 87H153V85L151 86V89H152ZM156 87H157V86H156ZM156 87H155V88H156ZM16 88H18V85H17ZM40 88H42V87H40ZM45 88L47 89L48 87H44V90H46ZM50 88H51V86H50ZM72 88H73V89H72ZM77 88H78V89H77ZM106 88H107V89H106ZM127 88H129V89L126 91L125 89H127ZM136 88H138V87H136ZM139 88H141V87H139ZM147 88H148V87H147ZM161 88H162V87H161ZM164 88H165V87H163V89H164ZM11 89H12V88H11ZM11 89H10V90H11ZM14 89H15V87H14ZM21 89H22V88H21ZM148 89H149V88H148ZM148 89H147V90H148ZM151 89H149V92H150V93H151ZM3 90H4V89H1L2 92H5V91L7 90V88H6V90H4V91H3ZM15 90H16V89H15ZM37 90H39V89H37ZM122 90H124V92H123ZM131 90H132V89H131ZM137 90H138V89H137ZM139 90H142V88L139 89ZM144 90H145V89H143L142 92H143ZM157 90H159V89H157ZM160 90H161V89H160ZM165 90H166V89H164V91H165ZM11 91H13V89H12ZM17 91H19V90H17ZM25 91H26V90H25ZM41 91H43V90H41ZM46 91H47V90H46ZM111 91H112L114 94H113ZM129 91H130V90H129ZM164 91L161 90V92H163V94L161 93L163 96L165 95ZM19 92H20V91H19ZM22 92H24V91H22ZM62 92H63V93H62ZM145 92H146V91H144L143 93H145ZM147 92H148V91H147ZM147 92H146V93H147ZM166 92L170 95V93H169L168 90H166ZM5 93H6V92H5ZM7 93H8V92H7ZM39 93H41V92H39ZM43 93H44V92H43ZM43 93H42V94H43ZM111 93H112V95H111ZM120 93H119V94H120ZM128 93H129V92H128ZM133 93H138V92L135 91V92H133ZM158 93H159V92H158ZM20 94H21V92H20ZM25 94H26V93H25ZM124 94H125V95H124ZM156 94H157V93H156ZM156 94H155V92H154V96L150 97V99H152L153 97H155ZM159 94H160V93H159ZM168 94H166V95H168ZM2 95H5V94L3 93ZM23 95H24V94H22V96H23ZM26 95H27V94H26ZM39 95H40V94H39ZM39 95H37V96H39ZM43 95H44V94H43ZM120 95H121V94H120ZM120 95H119V96H120ZM127 95H129V94H127ZM130 95H131V94H130ZM130 95H129V97H131ZM136 95H137V94H136ZM145 95H146L145 97H146V99H147V97H148L147 95H148V94H145ZM166 95H165V97L162 96L163 98L159 95V96L157 97V99H160V101H162L161 98H162V99H164V98L166 99L167 97H168L169 99L171 98V95H170V97H169V95H168V96H166ZM10 96H11V95H10ZM17 96H18V95H17ZM17 96H16V97H17ZM61 96H60V98H61ZM132 96H133V95H132ZM150 96H151V95H150ZM6 97H7V101H8L10 97H9V98H8V96H6ZM23 97H24V96H23ZM23 97H22V99H24ZM26 97H27V96H26ZM50 97H49V98H50ZM53 97H55V98H53ZM137 97L139 98V95H137ZM159 97H160V98H159ZM12 98H13V95H12ZM18 98H19V97H18ZM49 98H48L47 100H45V101L51 100V99H49ZM72 98H71V100H72ZM114 98H115V97H114ZM138 98L136 99V96H135V97H132V98H128V99H129V100H127L128 102H127L126 100L124 101V102H126L127 104L123 103V100H121L122 105L125 104V105H123V106L121 105V103H118V100H116V103L119 104L120 109H121L122 107L125 106L124 109H121V110H120V109H119V106L116 105V106H117V107H116L115 105L112 104L111 109H112V108H113L112 110L115 109V110H114L115 112H113L112 110H111V112H108V113H112V112H113V113H117L118 110H119L120 112H118V114L121 113V115H120L121 117H122V115H123L125 118H127V119L129 118L128 121L131 120V122L134 123V125L129 124V125H131V126H129V125H127V123H129V122H126L127 119H124L123 122H122V124L120 125L119 123H120V119H121V118H118V120H116V117L118 116V114H117V116H116L115 114H113V116L115 117V120L118 121L119 123L116 122V121H114V120H113V119H114L113 116H112L111 114H109V116H111V117L113 118V119L111 118V120H113L114 122L118 123V124L121 126V129H122V130L120 129V127H119V129L117 128V130H118L119 132H120V131H121V132L123 131V133H121L122 135L128 134V133L130 132L128 135H130L129 138L131 137L130 140L133 139V141L136 140V139H138L136 136H137L139 133H140V135H138V137H139L138 140H140L141 138H143V137H141V135L146 136V134L144 135V133L146 132V129H147V128H148V130H149V128H150V125H149V126L147 125L148 127L145 125V126H146L145 129H144V126H142L141 128H137V127H136V124H138V122L142 119V117H143L144 115H145V116L149 115V116H152V117H153V115H154V110H156V109H155V105H154L155 103H156V106H157V107H156L157 110H159V109L161 108V106H162V105H161V106L159 105V106H160V108H159L157 102H155V100H156L155 98H156V97L154 98L155 100H153L154 103L151 102V103L146 104V102H145V103L143 102V103L146 104V105H140V104H143V103H140L141 101H140ZM172 98H173V97H172ZM172 98L170 99V101L172 100ZM16 99H17V98H16ZM16 99H15V100H16ZM19 99H20L21 102L23 101V100H21V96H20ZM19 99H18V100H19ZM39 99H40V98H39ZM76 99H77V102H76ZM92 99H91V100H92ZM169 99H168V101H169ZM177 99H178V98H177ZM0 100H2V98H1ZM4 100H5V97H4ZM37 100H38V99H37ZM37 100H36V101H37ZM60 100H61V99H60ZM73 100H72V101H73ZM142 100H143V99H142ZM166 100H167V99H166ZM174 100H176V99H174ZM2 101H3V100H2ZM5 101H6V100H5ZM7 101H6V102H3L2 105H3L4 103H7ZM61 101H62V100H61ZM86 101H85V102H86ZM111 101H113V102H111ZM144 101H145V100H144ZM150 101H151V100H150ZM150 101H148V102H150ZM156 101H157V100H156ZM163 101H165V100H163ZM177 101H178V100H177ZM10 102H11V101H10ZM10 102H9V103H10ZM12 102H13V99H12ZM12 102H11L9 105H12L13 108L16 107V105L13 106ZM15 102H16V101H15ZM17 102H18V101H17ZM26 102H27V101L25 100V101H23L22 104H21V103H20V104L17 103V105H20V106H23V107H24V105H25ZM34 102H35V101H34ZM62 102H63V101H62ZM97 102H99V103H97ZM158 102H159V101H158ZM165 102H167V101H165ZM165 102H164V104H165ZM0 103H1V102H0ZM31 103H33V101L30 102V105H31ZM86 103H87V102H86ZM162 103H163V102H162ZM167 103H170V102H167ZM26 104H27V103H26ZM43 104H44V103H43ZM43 104H42V105H43ZM98 104H100L101 106H100V107L97 106ZM114 104H115V103H114ZM159 104H160V102H159ZM164 104H163V106L165 107L166 105H164ZM171 104H172V103H171ZM174 104H175V103H174ZM178 104H179V103H178ZM6 105H7V104H6ZM9 105H7V106H9ZM27 105H28V104H27ZM63 105H65V104H63ZM76 105H77V104H76ZM89 105H90V107L92 106L91 104H88V103H87L86 106H88V107H87L88 109H90V108H89ZM168 105L170 106V104H168ZM4 106H5V105H4ZM28 106H29V105H28ZM78 106H77V107H78ZM86 106H81V107H83V108L85 107V108H84V110H85V109H86ZM114 106H115V107H114ZM121 106H122V107H121ZM176 106H177V105H176ZM9 107H10V106H9ZM9 107H8V108H9ZM65 107H66V106H65ZM65 107H64V108H65ZM79 107H80V106H79ZM79 107H78V109H79ZM92 107H93V106H92ZM92 107H91V108H92ZM164 107H163V108H164ZM167 107H168V106H167ZM167 107H166V110H167ZM177 107H179V105H178ZM13 108H12V109H13ZM16 108H17V109H20L18 106H17ZM16 108H15V109H16ZM21 108H22V107H21ZM24 108H26V107H24ZM28 108H29V107H28ZM28 108L25 109V110H26V113L24 112L25 114H24V113L21 114L22 111L19 112V110H17V111H18V116H19V113H20L21 115H23V116H22V119L24 118V119H23V122H25V121L27 122L26 119H29V118H30V115H29L30 112H29V111L31 110V108H30V110H28ZM64 108H63V109H64ZM10 109H11V107H10ZM15 109H13V110H15ZM46 109H47V108H46ZM75 109H77V108H75ZM75 109H74L73 102H72V104L70 105V107H69L68 109H65L64 112H65L67 115H71V114H75V113H76V115H75V116L71 115V116H73V117L69 116L68 119L66 118V120H65V119L61 120L62 123H61L60 121H59V122H56V124H57V123H61L62 127H61L60 124H59V126L62 128L61 130H58V129H60V127L58 126V124H57V125H50V127L52 126V127H51V131H52V129H53L55 126L58 127V128H56V129H55V128H54V129H55V130H58L59 132L53 130V131H55L54 134L57 135L58 133H61V134H60V138H61V135L65 136V138H61V139H63V141H65V142H67V143H65V142H63L62 140L59 139V140H60L59 144H60V143H61V144L64 143V144H63V146L61 145L62 147H58V145H59V144H58V139H55V138L58 137V135H57V137H56V136L54 137V136L52 135V134H53V133H52L53 131L51 132L50 129L48 128L49 130H47V131H48V135H47V136H49L50 139H48V140L46 141V139L43 137L44 140H45V141H44V140L41 138V139H42L41 141H44L43 144H42V143H37V144H41V145L43 146V150H42V151H46V150L49 151L48 149L52 150L51 148L55 149L54 147H55V145H56V143H57L56 146L58 147V149H59V148H62V149L60 150V151H61L60 154H61V155H62L63 153L65 154V152H66L65 150L68 149V148H67V146H68V145H67L68 142H70L69 144H71V138H74V137L76 138V136H78V137L80 138V136L83 135V134L85 133V131L88 130V129L86 130L87 127L90 129V131H91V133H92V135L89 137V139H91L92 141H94V144L98 142V143H97V146H98V144L101 145V146H103V147L106 145V142H105L106 140H103L104 137H102V136H103V135L105 136L106 134H108L109 130H106L107 128L105 129V128L103 127L106 131L102 129V131H104V132H101V131H100V135L97 134V135L94 136L93 133H94L95 125H96L97 121H99V120H98V119H94V118H92V117H90V116H86V115H84V112L81 111V110H83V109H80V112H78V111L76 112ZM88 109H87V110H88ZM92 109H93V108H92ZM116 109H117V112H116ZM161 109H162V108H161ZM161 109H160V110H161ZM23 110H24V109H23ZM25 110H24V111H25ZM94 110H95L96 112H99L98 114L101 115V116H99V117L102 119V114H100L101 110H98V111H97V108L94 109ZM9 111H10V110H9ZM32 111H33V110H32ZM32 111H31V112H32ZM95 111H93V112L90 113V114H89V112H88V115H91V114L93 115V114H95L96 118H98V117H97L98 114H97ZM162 111L164 112L163 109H162ZM11 112H12V111H11ZM33 112H34V111H33ZM74 112H75V113H74ZM165 112H166V111H165ZM165 112H164V113H165ZM85 113H86V112H85ZM155 113L157 114V112H155ZM158 113H159V111H158ZM161 113H162V112H161ZM2 114H3V113H2ZM31 114L34 115L35 112H34V113H31ZM86 114H87V113H86ZM8 115H9V114H8ZM32 115H31V116H32ZM126 115H127V116H126ZM158 115L160 116V113H159ZM158 115H157V118L159 117ZM1 116H2V115H1ZM6 116H7V115H6ZM12 116H13V115H12ZM145 116H144V117H145ZM154 116H155V115H154ZM162 116H163V115H161V117H162ZM2 117H3V116H2ZM32 117H33V116H32ZM66 117H67V116H66ZM74 117H75L77 120L74 119ZM93 117H94V115H93ZM152 117H150V118H152ZM0 118H1V117H0ZM8 118H11L10 115H9ZM13 118H16V117L13 116ZM18 118H20V117H17L16 121L19 120ZM62 118H63V117H62ZM62 118H61V119H62ZM64 118H65V117H64ZM100 118H99V119H100ZM4 119H5V118H4ZM30 119H31V121H33V118H30ZM30 119L28 120L29 122H27V123H30ZM59 119H60V118H59ZM101 119H100V121H101ZM104 119H105V117L102 119V120L105 122L106 120H104ZM155 119H156V117H155ZM155 119H154V120H155ZM8 120H12V119H8ZM8 120H7V121H8ZM24 120H25V121H24ZM96 120H97V121H96ZM125 120H126V121H125ZM137 120H139V121L137 122ZM150 120H151V119H150ZM152 120H153V119H152ZM1 121H3V120H0V122H1ZM20 121H21V119H20ZM20 121H19V122H20ZM80 121L84 122L85 125H84V123H81ZM100 121H99V122H100ZM121 121H122V120H121ZM141 121H143V120H141ZM145 121H146V119H145ZM147 121H149L148 118H147ZM8 122H9V121H8ZM8 122H6V123H8ZM10 122H13V121H10ZM14 122H15V120H14ZM14 122H13V124H15ZM23 122H20V123H23ZM101 122H102V121H101ZM110 122H111V121H110ZM149 122H151V121H149ZM27 123H26V124H27ZM102 123H103V122H102ZM142 123H143V122H142ZM145 123H146V122H145ZM2 124H3V122L0 123V125H2ZM10 124H11V123H10ZM10 124L8 123V125H10ZM13 124H11V125H13ZM31 124H32V122H31ZM104 124H105V123H104ZM150 124H151V123H150ZM16 125H18V124L16 123ZM22 125H23V124H21V126H22ZM28 125H30V124H28ZM110 125H111V124H110ZM119 125H118V126H119ZM126 125L128 126V128L126 129V133H125V130H124L122 127H124V126H126ZM3 126H5V124H4ZM3 126H2V127H3ZM23 126H24V125H23ZM53 126H54V127H53ZM107 126L109 127V124L106 125V127H107ZM152 126H153V124H152ZM0 127H1V126H0ZM5 127H6V126H5ZM8 127H9V126H8ZM11 127H12V126H11ZM11 127H10L9 130H11ZM13 127L15 128V125H14ZM158 127H160V126H158ZM3 128H4V127H3ZM17 128H20V127H16V130H17ZM22 128H23V127H22ZM124 128H125V127H124ZM20 129H21V128H20ZM114 129H115V128H113V130H114ZM140 129H141V130L143 129V131H142V132H141V131L139 132ZM159 129H160V128H159ZM2 130H3V129H2ZM4 130H6V128H5ZM9 130H8V131H9ZM16 130H15V131H16ZM18 130H19V129H18ZM111 130H112V129H111ZM144 130H145V131H144ZM151 130H152V129L150 128V132H152ZM6 131H7V130H6ZM13 131H14V129H13ZM49 131H50L51 133H50ZM107 131H108V132H107ZM118 131H117V132H118ZM153 131H154V129H153ZM17 132H18V131H17ZM105 132H107V133H105ZM117 132H114V133L117 134ZM119 132H118V133H119ZM143 132H144V133H143ZM150 132L147 131L146 133L148 134V133H150ZM15 133H16V132H15ZM49 133H50L52 136H50ZM101 133H102V134L104 133V134L102 135ZM111 133H112V132H111ZM141 133H142V134H141ZM10 134L12 135V132H10ZM10 134H9V136H10ZM13 134H14V133H13ZM44 134H45V133H44ZM109 134H110V132H109ZM98 135H99V136H98ZM114 135H115V134H114ZM128 135L123 136V139H122V136H121L120 138H121L122 140L127 139L128 137L126 138V136H128ZM150 135H152V134H149V135H147V136L149 137ZM9 136H8V137H9ZM43 136H45V135H43ZM47 136H46V138H47ZM63 136H62V137H63ZM106 136H107V135H106ZM108 136H109V135H108ZM108 136H107V137H108ZM111 136H113V134H111ZM117 136H118V135H117ZM147 136H146V137H147ZM41 137H42V136H41ZM51 137H53L54 139H51ZM85 137H86V139H85V143H86V142L88 141V140H87L88 134H87V136H85ZM107 137H106V138H107ZM115 137H116V136H115ZM124 137H125V138H124ZM151 137H152V136H151ZM13 138H14V137H13ZM66 138L68 139L67 141L65 140ZM79 138H78V139H79ZM101 138H102V139H101ZM117 138H119V137H117ZM129 138H128V140H129ZM144 138H145V137H144ZM152 138H153V137H152ZM152 138H151V139H152ZM11 139H12V138H11ZM145 139H146V138H145ZM145 139H144V141H146ZM86 140H87V141H86ZM91 140H90V141H91ZM108 140H109V138H108ZM108 140H107V142H109ZM111 140H112V138H111ZM130 140H129L128 142H130ZM148 140H149V138H148ZM148 140H147V141H148ZM171 140H173V139H171ZM38 141H39V140H38ZM79 141H80V140H79ZM95 141H96V142H95ZM141 141H142V139H141ZM141 141L139 142V141L136 140V141H134V144H135V142H136L137 146H138V145H141V144H138V142H139V143H142ZM39 142H40V141H39ZM62 142H63V143H62ZM77 142H78V140H77ZM77 142L75 141V143H77ZM80 142H81V141H80ZM104 142H105V143H104ZM73 143H74V139H73ZM85 143H84V144H85ZM87 143H88L87 146H89V142H87ZM91 143H92V142H91ZM91 143H90V144H91ZM130 143L133 144V142H130ZM171 143H172V142H171ZM65 144H66V145H65ZM81 144H82V143H81ZM84 144H82V146H83ZM108 144H109V143H107V145H108ZM131 144H129V146H130ZM134 144H133V147H134ZM136 144H135V147H136ZM64 145H65L66 147H65ZM73 145H76V144H73ZM109 145H110V144H109ZM109 145H108V146H109ZM36 146H37V145H36ZM42 146H40V148H41ZM59 146H60V145H59ZM69 146H70V145H69ZM77 146H78V145H77ZM77 146H72V147H75V148H77L78 150H81V148H82L81 145H80L81 148H79V147H77ZM85 146H86V145H84V147H85ZM87 146H86V148H84V150H85L84 152H86V150L90 151V150L87 148ZM92 146H93V144H91V147H92ZM94 146H95V145H94ZM108 146H106V147H107L106 149H108ZM114 146H115V145H114ZM114 146H113V147H114ZM155 146H156V145H155ZM57 147H56V149H57ZM70 147H71V146H70ZM70 147H69V148H70ZM72 147H71V148H72ZM99 147H100V146H99ZM103 147H100L101 150H102ZM113 147H109V148H110L109 150L111 151V150H112L111 148H113ZM152 147H153V146H152ZM33 148L36 149V147H34V146H33ZM37 148H39V147H37ZM92 148H93V147H92ZM94 148H95V147H94ZM125 148H126V147H125ZM130 148H131V147H130ZM141 148H142V146H141ZM150 148H151V147H150ZM41 149H42V148H41ZM45 149H46V150H45ZM64 149H65V150H64ZM77 149H76V150H77ZM90 149H91V148H90ZM95 149H96V148H95ZM106 149H105V147H104V150H106ZM128 149H129V148H128ZM37 150H38V149H37ZM62 150H63V152H62ZM97 150H98V148H97ZM134 150H135V148H134ZM142 150H143V149H142ZM32 151H34V150H32ZM47 151H46V152H47ZM68 151H70V150H68ZM68 151H67V152H68ZM73 151H74V150H73ZM73 151L70 152V154L72 153L71 156H72V155H75V154H77V156H78V153H75V154H74L75 151H74V152H73ZM88 151H87V152H88ZM102 151H103V150H102ZM106 151H107V150H106ZM35 152H36V151H35ZM37 152H38V151H37ZM46 152H45V153H46ZM51 152H52L51 154L54 153L53 151H51ZM57 152H59V150H58ZM57 152H56V153H57ZM76 152H77V151H76ZM78 152H79V151H78ZM82 152H83V151H82ZM92 152H94V149H91V153H92ZM103 152H104V151H103ZM107 152H109V151H107ZM143 152H144V151H143ZM149 152H150V151H149ZM40 153H41V152H40ZM47 153H49V152H47ZM89 153H90V152H89ZM94 153H95V152H94ZM145 153H146V152H145ZM32 154H33V152H32ZM37 154H38V153H37ZM49 154H50V153H49ZM51 154H50V155H51ZM64 154H63V155H64ZM67 154H68V153H67ZM70 154H69V157H68L66 154H65V156L67 157V159H70V158H71L70 160H72V158H74V159H73L74 161L72 160L73 164H72V162H71L70 160H67V161L71 162L70 164H69L68 162H66V160H65V159H66L65 156H61V155H59L58 153L56 154L57 156H55V157H58L57 159L60 158V162L65 161L66 163H68V165H67V164L65 165L66 167H64V166L62 167V165H60V164L57 162L58 165L61 166V167H59V168H60L59 170H61V168H64L63 170H61L62 172L65 170V168H66L67 170H69V169H71L72 167H74V162L76 161V156H72V157H71ZM79 154H81V153L79 152ZM150 154L152 155V153H150ZM50 155H48L49 158L51 157ZM54 155H55V153H54ZM81 155L83 156V155H87V154L85 153V154H81ZM81 155H79V156H81ZM90 155H91V154H90ZM90 155H89V156H90ZM94 155H95V154H93V156H94ZM97 155H99V154H97ZM111 155H112V154H111ZM146 155H147V154H146ZM41 156H42V155H41ZM59 156L64 157V158H63L64 160H63L61 157H59ZM79 156H78V158H81V157H79ZM112 156H113V155H112ZM126 156H127V155H126ZM134 156H136V155L134 154ZM149 156H150V155L148 154V157H149ZM32 157H33V156H31V159H32ZM38 157H39V156H38ZM83 157H84V156H83ZM83 157H82V158H83ZM86 157L88 158V155H87ZM91 157H92V156H91ZM108 157H110V156H108ZM115 157H116V156H115ZM131 157H132V155H131ZM131 157H130V158H131ZM150 157H152V156H150ZM150 157H149V158H150ZM34 158H35V155H34ZM34 158H33V159H34ZM49 158L47 157V159H48L47 162H52V160L49 161ZM51 158H53V157H51ZM51 158H50V159H51ZM78 158H77V159H78ZM87 158H86V159H87ZM89 158H90V157H89ZM93 158H94V157H92V159H93ZM105 158H106V156H105ZM125 158H126V157H125ZM130 158H129V159H130ZM132 158H133V157H132ZM135 158H137V157H135ZM135 158H134L133 160H131V159H130V160H131V161H134ZM31 159H30V160H31ZM36 159H37V157H36ZM57 159L55 158V159H53V160L57 161ZM61 159H62L63 161H61ZM83 159H84V158H83ZM90 159H91V158H90ZM92 159H91V160H92ZM98 159H99V158H98ZM111 159H112V158H111ZM138 159H140V156H139V158H137V160H136L137 162H139ZM142 159H143V158H142ZM142 159H140V160H142ZM144 159H145V158H144ZM146 159H147V158H146ZM38 160H39V159H38ZM41 160H42V159H41ZM78 160H79V159H78ZM102 160H103V159H102ZM102 160H100V161H102ZM108 160L110 161V159H108ZM178 160H181V159H178ZM55 161H53V162L55 163ZM79 161H80V160H79ZM126 161H127V160H126ZM131 161H130V162H131ZM136 161H135V164H136ZM44 162H46V161L44 160ZM47 162H46V163H47ZM65 162H63V163H65ZM94 162H95V161H94ZM106 162H107V161H106ZM115 162H116V161H115ZM122 162H123V161H122ZM143 162H144V161H143ZM153 162H154V161H153ZM168 162H169V161H168ZM63 163H61V164H63ZM76 163H77V162H76ZM76 163H75V164H76ZM78 163H79V162H78ZM104 163H105V162H104ZM107 163H108V162H107ZM111 163H112V162H111ZM170 163H171V162H170ZM36 164H37V163H36ZM49 164H51V163H49ZM108 164H109V163H108ZM120 164H121V163H120ZM127 164H128V163H127ZM138 164H139V163H138ZM171 164H172V163H171ZM171 164H170V165H171ZM41 165H42V164H41ZM52 165H53V164H52ZM55 165H56V164H55ZM55 165H53V166H55ZM70 165H73V166H70ZM76 165H77V164H76ZM76 165H75V166H76ZM98 165H99V164H98ZM103 165H104V164H103ZM114 165H115V164H114ZM130 165H131V164H130ZM38 166H39V164H38ZM45 166H46V165H45ZM56 166H57V165H56ZM67 166H68V167H71V168H67ZM94 166H95V165H94ZM136 166H137V165H136ZM28 167H29V166H28ZM76 167H77V166H76ZM78 167H79V166H78ZM78 167H77V169H78ZM103 167H104V166H103ZM126 167H127V166H126ZM128 167H129V166H128ZM31 168H32V167H31ZM52 168H53V167H52ZM54 168H55V170H56V167H54ZM100 168H102V167H100ZM100 168H98V169H100ZM112 168H113V167H112ZM137 168H138V167H137ZM147 168H148V167H147ZM33 169H34V168H33ZM46 169H47V168H46ZM50 169H51V168H50ZM104 169H105V168H104ZM129 169H130V167H129ZM42 170H43V169H42ZM42 170H41V171H42ZM71 170H72V169H71ZM79 170H80V169H79ZM65 171H66V170H65ZM65 171L63 172V174L65 173ZM74 171H76V169H75ZM74 171H73V172H74ZM80 171H81V170H80ZM80 171H79V172H80ZM99 171H101V170H99ZM99 171H98V172H99ZM137 171H138V170H137ZM32 172H33V171H32ZM56 172H57V171H56ZM62 172H61V173H62ZM79 172H76V173L79 174ZM34 173H35V172H34ZM41 173H42V172H41ZM50 173H51V172H50ZM57 173H60V172H57ZM67 173H68V172H67ZM32 174H33V173H32ZM38 174H39V173H38ZM44 174H45V173H44ZM63 174H60V175H63ZM99 174H100V173H99ZM52 175H53V173L51 174V176H52ZM64 175H66V173H65ZM68 175H69V174H68ZM70 175H72V174H70ZM101 175H102V174H101ZM101 175H100V176H101ZM43 176H44V175H43ZM74 176H75V174H74ZM77 176H78V175H77ZM80 176H81V175H80ZM40 177H41V176H40ZM66 177H67V176H66ZM58 178H59V177H58ZM67 178H68V177H67ZM69 178L72 179V178H74V177H72V178L69 177ZM69 178H68V179H69ZM97 178H98V177H97ZM41 180H42V179H41ZM49 180H50V179H49ZM54 180H55V179H54ZM43 181H45V180H43ZM72 181H74V180L72 179ZM75 181H76V180H75ZM39 182H40V181H39ZM67 182H68V181H67ZM67 182H65V183H67ZM34 183H35V182H34ZM70 183H71V182H70ZM77 183H78V182H77ZM80 184H81V183H80ZM73 185H74V184H73ZM62 186H63V185H62ZM68 186H69V185H68ZM68 186H67V188H68ZM79 186H80V185H79ZM77 187H78V185H77ZM12 188H13V187H12ZM64 188H65V187H64ZM67 188H65V191H66ZM32 190H33V189H32ZM37 190H38V189H37ZM63 190H64V189H63ZM67 190H68V189H67ZM69 190H70V189H69ZM69 190H68V191H69ZM75 190H76V189H75ZM39 191H40V190H39ZM65 191H64V192H65ZM10 193H11V192H10ZM13 193H14V192H13ZM55 193H56V192H55ZM39 194H40V193H39ZM58 194H59V193H58ZM68 195H70V194H68ZM68 195H67V196H68ZM61 196H62V195H61ZM73 196H75V195H73ZM68 197H69V196H68ZM29 198H30V197H29ZM63 198H64V196H63ZM65 198H67V197L65 196ZM73 198H74V197H73ZM68 199H69V198H67V200H68ZM76 199H77V198H76ZM108 199H109V198H108ZM54 200H55V199H54ZM62 200H63V199H62ZM105 200H106V199H105ZM18 201H19V200H18ZM21 201H22V200H21ZM60 201H61V200H60ZM65 201H66V200H65ZM68 201H69V200H68ZM68 201H67V202H68ZM73 201H74V200H73ZM73 201L71 200V204H70V205H68L69 202H68V203H67V202H63V203H67V205L70 206V207L67 208V209H68V213L66 212V214H64V212H63L64 216H65L67 219H66L65 217H63V215H61L62 212L59 214L60 216H62L61 218H65V220H68V219H69V221H66L68 224H67V223L65 224V220H62L61 218H59V215H56V216H57L58 219H61V220H59V222H58V219L55 220V219L53 218L55 215L51 216V215H52L51 213L53 212V210H51V211H52L51 213H49V211H48V214H46L45 212H47V210L49 209V207H47L48 209H47L46 211H45V207L43 208L45 212H43L42 216L45 215V216H44L45 218H44V217H42V218H43L44 220H43L42 218H41V219L39 218L40 220H37L38 217H41V216H39V215H40V212H39L40 210H39V211L37 210V212H39V214L36 212V214H38V215H37V219H35L36 216L32 215V214H33L32 212H34V211H33L34 209H31L33 206L31 205V208H28V207L30 206V205H29L30 203L27 204V206L29 205L28 207H27V206L25 207L26 204L24 203V205H23L22 202H19V204H18V202H17V204L15 203V204L18 205V206H15V205H14V208H15V209L13 208L12 213L10 212V213H8V214H12V215L14 214L13 216H14V218H15L16 220L13 219V220H14L13 222H16V225L13 224V223H11L12 221H10V223H9L8 220H7V222H6V220H5L6 223H9V224H11V225L13 224L12 226H13V228H14V226H17V224H20L22 221H25V220H26V221H27V220L29 221L30 218H29V219H25V220H23V216H24V215L22 216V219H19V220H18V219H17V218H18L17 214H19V213H16V210H17V212H20L21 209H22L23 213H24V212L26 213V211H25L24 209H25V208H26V209L28 208V209H31L32 212H31L30 210H29V212H31L32 214L29 213V212L27 211V212H28L29 214H31V215L28 214L29 216H27V217L24 216V217L28 218V217L31 216V218H32V216H34L33 220L35 219V220H36L35 222L38 221L37 223H39V222H41V220H43V221H44V224H46L45 227H47V228L49 227L48 229H50V232L47 231V233H46V235H47V234H48V235L50 234V237H49V238L47 237V240H48L49 244H48V245H47V244H46V245L44 244V245H45V246H44L43 244H40V243H43V242H42L43 239H45V241H46V238H43V239H42L41 236L39 235L40 237H39L38 239L41 238L42 241L39 240L40 242L38 241L39 243H38V242H37V243H38L39 245H42V248H41L38 244H37V246L35 245V246H36V247L34 246L35 248H38V246H39V248H41L40 250H37V252L39 251V252L37 253V252L34 251L33 247H29V246H28V248H25V246H24V249H23V244H24V243H22V245H21L20 242L17 240V236L12 235V236H13L12 241L15 239V242L17 243V245H18V244L20 245V246H17V245H16V246H17L18 248L21 247V248H19V249H20V250L23 249V250H22V252H20V250H18V249L16 248L15 245L13 246V243H11L12 241H11V242L9 241V245L12 244V245H10V246H13L12 249H13V248H16V250L19 251V252L21 253V254H18L19 252H17V253L12 252V257H13V258L11 257V262H14V261H15L17 264H43V261L40 262V261L42 260L41 257H45L44 259L47 258L48 261H49V260H52V261H49V262H53V264H92V263H91V262H92V261H91V259H92L91 256L94 257V255H97V253H98L97 251H99V253H100V251H101L102 249L99 247L98 249H100V250H97V251L95 250V252H97V253L94 254V250H90V248H89V245H88V244H89V243H88L89 239L87 240V242L85 241V244H82V243H81V245H80V243L78 244V242L76 241V238H77L78 240L81 238V236H80V238H79V237L76 235V233L78 234V230H79V228L77 229V228H75V227H76V226H75L74 228H75V230L77 229V230H76L77 232H75V230L72 231L74 228L72 227V230H71V225H72L73 223L70 224V223H71L70 221L75 220V222H74V224H75L76 221H77V219H78V217H80V216L76 217L77 219H73V220L71 219V217L73 218V213H75V212H74V208H75V207H74L73 204H72ZM24 202H25V201H24ZM33 202H34V200H33ZM74 202H75V201H74ZM76 202H77V201H76ZM106 202H107V201H106ZM10 203H11V202H10ZM20 203H22V204H20ZM35 203H36V202H35ZM35 203H34V204H35ZM53 203H54V202H53ZM55 203H56V202H55ZM77 203H78V202H77ZM80 203H81V202H80ZM39 204H40V203H39ZM19 205H21V207H22V205H23V207H25V208H21ZM56 205H57V204H56ZM67 205H66V206H67ZM74 205L77 206V204H75V203H74ZM8 206H9V205H8ZM34 206H36V204H35ZM60 206H61V205H60ZM64 206H65V205H64ZM78 206H79V205H78ZM111 206H112V205H111ZM119 206H120V205H119ZM19 207H20V208H19ZM37 207H38V205H37ZM51 207H52V206H51ZM51 207H50V208H51ZM56 207H57V206H56ZM101 207H102V205H101ZM112 207H113V206H112ZM9 208H10V207H9ZM1 209H2V208H1ZM28 209H27V210H28ZM51 209H52V208H51ZM57 209H58V208H57ZM69 209H70V210L72 209V210H71V211H72V212H71V213H72V214H71V215H72L71 217H69V215H70V214H69V213H70V212H69V211H70ZM76 209H77V207H76ZM78 209H79V208H78ZM86 209H87V208H86ZM100 209H101V208H100ZM117 209H118V208H117ZM14 210H15V211H14ZM59 210H60V209H59ZM118 210H119V209H118ZM22 211H21V213H22ZM41 211H43V210H41ZM13 212L16 213V216H15V213H13ZM55 212H56V211H55ZM55 212H54V213H55ZM57 212H58V211H57ZM79 212H80V209H79ZM23 213H22V214H23ZM25 213H24V214H25ZM41 213H42V212H41ZM44 213H45V214H44ZM76 213H78V212L76 211ZM76 213H75V214H76ZM92 213H93V212H92ZM3 214H4V212H3ZM26 214H27V213H26ZM50 214H51V215H50ZM67 214H68V216H67ZM100 214H101V212H100ZM77 215H79V213H78ZM90 215H91V214H89L88 216H90ZM7 216H8V217H7ZM7 216H6L7 219H9V216H10V215H7ZM20 216H21V214H20ZM20 216H19V217H20ZM56 216H55V217H56ZM74 216H75V215H74ZM81 216H82V218H83V215H81ZM6 217H5V218H6ZM10 217H12V216H10ZM68 217H69V218H68ZM90 217H91V216H90ZM91 218H92V217H91ZM96 218H97V217H96ZM88 219H89V218H87V220H88ZM94 219H95V218H94ZM9 220H12V218L9 219ZM33 220L30 219V221H33ZM78 220H79V222H80V221H82L83 219L80 218V219H78ZM30 221H29V222H30ZM43 221H42V222H43ZM55 221H57L58 223L55 222ZM63 221H64V222H63ZM69 222H70V223H69ZM79 222H77V223H79ZM83 222L86 223L85 219L83 220ZM83 222H82V223L80 222V223L83 224ZM96 222H97V221H96ZM6 223H5V224H6ZM27 223H28V222H27ZM27 223H26L27 226H26L25 224L22 223L23 226H25V227H23V229H25V228L27 229V228L29 227L28 225H30V224H29V223L27 224ZM62 223L65 224V227H66V228L63 229V228L61 227ZM77 223H76V225H77ZM40 224L43 225L42 223H40ZM64 224H63V225H64ZM69 224H70V225H69ZM74 224H73V225H74ZM86 224H88V223H86ZM33 225L35 226V223H33L32 226H33ZM36 225H37V224H36ZM41 225H38V226H41ZM63 225H62V226H63ZM66 225H67V226H66ZM73 225H72V226H73ZM6 226H8V225L6 224ZM12 226H10V228H11ZM38 226H37V228H40V227H38ZM43 226H44V225H43ZM81 226H83V225H81ZM86 226H87V225H86ZM77 227H78V226H77ZM30 228H32V227H30ZM35 228H36V227H35ZM41 228H42V227H41ZM47 228H46V230H47ZM26 229L24 230L25 232L28 230V229H27V230H26ZM14 230H16V229H14ZM32 230H33V229H32ZM41 230H42V231H43V230L45 231V229L42 228V229L38 230L37 232L40 233ZM7 231H9V230H7ZM42 231H41V232H42ZM45 232H46V231H45ZM19 233H20V231H19L18 233H16V234L19 235ZM33 233H34V232H33ZM33 233H32L31 231H28V232L23 236V234H22V232H21L22 235H21V234H20V235H21L22 237H21L20 235H19V237H21V238H24V237H25V240H28L29 242H33V241H34V242L36 243V240H34L35 238H37L36 235H35L36 232H35L34 234H33ZM84 233H86V231H84ZM94 233H95V232H94ZM8 234H11V233H8ZM13 234H14V233H13ZM32 234L35 236V238L32 236ZM87 235H88V234H87ZM8 236H9V235H8ZM104 236H105V235H104ZM120 236H121V235H120ZM122 236H123V235H122ZM10 237H11V235H10ZM10 237H9V238H10ZM15 237H16V238H15ZM87 237H88V236H87ZM89 237H90V236H89ZM100 237H101V236L99 235L98 238H100ZM101 238H102V237H101ZM38 239H37V240H38ZM93 239L95 240V238H93ZM102 239H103V238H102ZM109 239H110V238H109ZM114 239H115V238H114ZM10 240H11V239H10ZM16 240H17V241H16ZM83 240H84V238H83ZM98 240H99V239H98ZM98 240H97V242H98ZM100 240H101V239H100ZM103 240H104L103 242L105 243V242H106V241H105V238H104ZM45 241H44V242H45ZM80 241H81V240H80ZM80 241H79V242H80ZM114 241H115V240H114ZM7 242H8V241H7ZM7 242H6V243H7ZM13 242H14V241H13ZM18 242H19V243H18ZM22 242H24V241H22ZM34 242H33V243H34ZM48 242H47V243H48ZM81 242H82V241H81ZM93 242H95V241H93ZM87 243H88V244H87ZM95 243H96V242H95ZM98 243H99V242H98ZM98 243H97V244H98ZM101 243H102V242H101ZM104 243H102V245H103ZM106 243H107V242H106ZM120 243H121V242H120ZM97 244H96V245H92V246H93L92 249H94V248H95L94 246H97ZM33 245H34V244H33ZM102 245L98 244V246H102ZM98 246H97V247H98ZM104 246H105V245H103L102 248H104ZM131 246H132V245H131ZM105 247H107V246H105ZM109 247H110V246H109ZM109 247H108L107 249L112 250L111 247H110V248H109ZM160 247L162 248L163 246H160ZM9 248H10V247H9ZM47 248H48V249H47ZM25 249H26V250H25ZM45 249H47V251H46V255H47V257L43 254V250H45ZM107 249H106V250L103 249V250H104V252L107 254V257H108V254L110 253V251L108 250L109 252H106ZM130 249H131V248H130ZM24 250H25V251H24ZM35 250H36V249H35ZM41 250H42V251H41ZM131 250H132V249H131ZM163 250H164V248H163ZM165 250H166V249H165ZM9 251H10V250H9ZM9 251H8V252H9ZM12 251H13V250H12ZM92 251H93V254H94V255H92ZM120 251H121V250H120ZM104 252L102 251L101 253L105 254ZM113 252H114V250H113ZM132 252H133V251H130L129 253L132 254ZM13 253H14V254H13ZM99 253H98V254H99ZM129 253H128V255H129ZM25 254H27V255L25 256ZM103 254H102V255H103ZM114 254H115V253H114ZM117 254L120 255L119 253H117ZM117 254H116V256H117ZM131 254H130V255H131ZM162 254H163V253H162ZM41 255H42V256H41ZM100 255H101V254H100ZM102 255H101V256H102ZM132 255H133V254H132ZM132 255H131L130 258H132L133 261H136V260H135L136 258L133 259ZM4 256H6V253H5ZM4 256H3V257H4ZM7 256H8V253H7ZM7 256H6V258L8 259L7 261H10L9 258H8ZM40 256H41V257H40ZM0 257H1V256H0ZM3 257H2V259H3ZM104 257L106 258L105 261H104V259H105ZM104 257H103L104 259H103L102 257H99V260H100V258H102L103 261H102V259H101L100 262L102 261V262H105L104 264H106L107 257H106V255H104ZM109 257H110V254H109ZM134 257H135V253H134ZM4 258H5V257H4ZM47 259H46V262H47ZM95 259H96V258H95ZM109 259H111V258H109ZM128 259H129V257H128ZM116 260H117V259H116ZM129 260H130V259H129ZM164 260H165V258H164ZM4 261H5V260H4ZM111 261H112V262H115V261H113V259H112ZM118 261H119V260H118ZM133 261H131V262H133ZM0 262L2 263V260H0ZM97 262L100 263L99 261H97ZM126 262H127V261H126ZM4 263H6V264H10V263H7L6 261H5ZM98 263H96V264H98ZM108 263H109V264H112V263H110V260H108ZM108 263H107V264H108ZM127 263H129V261H128ZM136 263H137V262H136ZM14 264H15V263H14ZM47 264H48V263H47ZM49 264H50V263H49ZM113 264H114V263H113ZM125 264H126V263H125ZM131 264H135V262H134V263H131Z\"/></svg>",
	"mask_w": 264,
	"mask_h": 264
},
{
	"label": "crops",
	"instance_id": "3",
	"mask_svg": "<svg viewBox=\"0 0 264 264\" xmlns=\"http://www.w3.org/2000/svg\"><path fill=\"white\" fill-rule=\"evenodd\" d=\"M207 210L208 212L210 211L209 208ZM211 219L214 220L215 227L217 229L221 230L226 228L222 221L221 223H219V221H217L216 219ZM231 232L237 235L248 234L252 236L254 239V252L257 258L260 260V264H264V225H260L259 223L242 222L238 226L232 227Z\"/></svg>",
	"mask_w": 264,
	"mask_h": 264
}]
</instances>
